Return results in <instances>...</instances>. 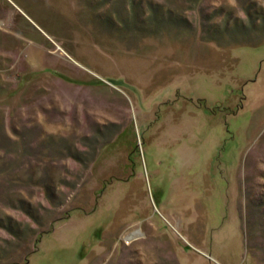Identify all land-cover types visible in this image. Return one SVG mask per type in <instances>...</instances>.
I'll use <instances>...</instances> for the list:
<instances>
[{"label": "rangeland", "instance_id": "374dc122", "mask_svg": "<svg viewBox=\"0 0 264 264\" xmlns=\"http://www.w3.org/2000/svg\"><path fill=\"white\" fill-rule=\"evenodd\" d=\"M250 1L0 0V264H264Z\"/></svg>", "mask_w": 264, "mask_h": 264}, {"label": "trees", "instance_id": "16d2710c", "mask_svg": "<svg viewBox=\"0 0 264 264\" xmlns=\"http://www.w3.org/2000/svg\"><path fill=\"white\" fill-rule=\"evenodd\" d=\"M245 9V14L248 16L249 19V24L247 25L246 22L243 21V19L237 15H235L233 12L228 11L227 12V17L224 23V27L226 32H232L235 34H239V35H243L244 38H249L253 37V35H251L252 33H255L257 35H259L260 32L263 31L264 33V8L262 7V5H259L258 2L251 0L250 4L247 5V7H244ZM249 34V35H248ZM247 35V36H246ZM264 36V35H262ZM262 36H260L259 38L255 39V41H260L263 38H261ZM252 39V40H254ZM5 135V134H4ZM36 133L34 131L30 132L28 131V129H25V132L19 134V136L21 137V142H22V151H24V156L29 155V153L33 154L32 152H35V148H34V139ZM8 136H2V138H5ZM38 139V138H37ZM40 139V138H39ZM38 139V140H39ZM49 142V141H47ZM22 153V152H21ZM20 153V155H21ZM77 153V152H76ZM74 151L71 150V152L69 151L68 156L72 157L74 159H79V155L78 153L76 154ZM25 158V157H24ZM16 160H19L17 157L13 159V162ZM22 161V160H21ZM20 161V162H21ZM24 161V160H23ZM20 164H22V166H26L25 162H21ZM31 170V167H30ZM5 171V170H4ZM46 181H48L49 183L47 184V189L49 190L50 187H54V184L50 183L49 178L45 179ZM34 183L36 185H39L40 183H38L37 181L33 180ZM32 181V182H33ZM40 182V181H39ZM51 184V185H50ZM16 199L18 200V202L23 206H22V210L24 211V213L27 216H30L31 218H34V220L36 219V217H34V214H32V204L30 203V201H24V203H22V200ZM11 217H6L5 221L7 225H3L6 226V228H10L13 229V231H9L10 233L13 234L14 237H21V231L18 232L17 227H15L14 224H17V221L13 220ZM37 222L38 225H42V222H38V220H35ZM1 222V221H0ZM0 226H2V224H0ZM12 226V227H11ZM7 263H13L12 261L7 262Z\"/></svg>", "mask_w": 264, "mask_h": 264}, {"label": "bare ground", "instance_id": "6f19581e", "mask_svg": "<svg viewBox=\"0 0 264 264\" xmlns=\"http://www.w3.org/2000/svg\"><path fill=\"white\" fill-rule=\"evenodd\" d=\"M130 236H132V235H130Z\"/></svg>", "mask_w": 264, "mask_h": 264}]
</instances>
